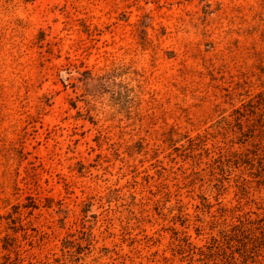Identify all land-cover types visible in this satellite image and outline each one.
I'll return each instance as SVG.
<instances>
[{
    "label": "rangeland",
    "instance_id": "obj_1",
    "mask_svg": "<svg viewBox=\"0 0 264 264\" xmlns=\"http://www.w3.org/2000/svg\"><path fill=\"white\" fill-rule=\"evenodd\" d=\"M0 264H264V0H0Z\"/></svg>",
    "mask_w": 264,
    "mask_h": 264
}]
</instances>
